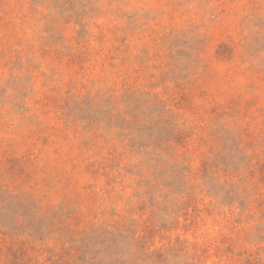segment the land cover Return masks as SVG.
<instances>
[{
    "label": "rangeland",
    "instance_id": "374dc122",
    "mask_svg": "<svg viewBox=\"0 0 264 264\" xmlns=\"http://www.w3.org/2000/svg\"><path fill=\"white\" fill-rule=\"evenodd\" d=\"M0 264H264V0H0Z\"/></svg>",
    "mask_w": 264,
    "mask_h": 264
}]
</instances>
